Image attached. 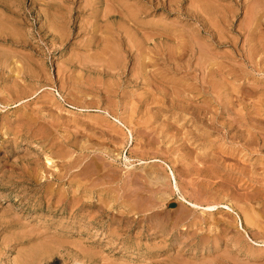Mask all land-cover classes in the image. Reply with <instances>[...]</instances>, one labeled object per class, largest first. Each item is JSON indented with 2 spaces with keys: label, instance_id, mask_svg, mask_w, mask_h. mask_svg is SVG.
<instances>
[{
  "label": "rangeland",
  "instance_id": "rangeland-1",
  "mask_svg": "<svg viewBox=\"0 0 264 264\" xmlns=\"http://www.w3.org/2000/svg\"><path fill=\"white\" fill-rule=\"evenodd\" d=\"M120 1L0 0V264H264V145L238 119L264 101V0Z\"/></svg>",
  "mask_w": 264,
  "mask_h": 264
},
{
  "label": "bare ground",
  "instance_id": "bare-ground-1",
  "mask_svg": "<svg viewBox=\"0 0 264 264\" xmlns=\"http://www.w3.org/2000/svg\"><path fill=\"white\" fill-rule=\"evenodd\" d=\"M116 2H119L120 0H115ZM122 1V0H121ZM120 1V2H121ZM145 1H147V2H150L151 0H145ZM153 1V0H152ZM189 1V0H188ZM191 1V0H190ZM193 1V0H192ZM197 1V3L200 1V0H196ZM256 1H258V0H256ZM89 2H90V0H89ZM154 3L156 2V1H153ZM168 2L169 3H172V2H175V0H168ZM205 2V1H204ZM90 3H92V2H90ZM97 3V2H96ZM124 3V2H123ZM179 3V2H178ZM187 3H189V2H187ZM197 3H195V1H194V4H197ZM253 3V2H252ZM84 4V3H83ZM106 4V3H105ZM108 4V3H107ZM151 4V3H150ZM193 4V5H194ZM200 4H204V3H199V5ZM206 4V8H208L209 7V5H207V3H205ZM261 5H262V3H260ZM125 5H127V4H125ZM154 5V4H153ZM156 5V4H155ZM189 5V4H188ZM192 5V7H194ZM198 5V4H197ZM198 5V6H199ZM255 5H256V3H255ZM258 5V4H257ZM86 6V5H85ZM112 6V5H111ZM132 6V5H131ZM196 6V5H195ZM202 6V5H201ZM260 6V5H259ZM88 7V6H87ZM123 7V6H122ZM125 8H128L129 6H124ZM132 7H134V6H132ZM132 7H131V9L129 10V8H128V11L129 12H126L125 11V14L124 15H120L122 18H120L118 15V18L119 19H122V20H124V21H126L125 23H129V22H132V28L134 29L135 28V26L136 27H141V28H144V25H142L143 23L140 21V23H139V20H138V17L136 16L137 15V11H138V7H139V5L137 6V10L136 9H132ZM192 7L191 8H188V10L189 9H192ZM200 7V6H199ZM204 7V8H205ZM225 7V6H224ZM85 8V7H84ZM89 8V7H88ZM113 8V7H112ZM112 8L110 9V8H108V9H110V10H112ZM195 8H197V7H195ZM203 7L201 8V9H204ZM205 8V9H206ZM258 8V7H257ZM262 8V7H261ZM61 9V8H60ZM105 8H103V10H104ZM139 9H141L142 10V8L140 7ZM145 9V8H144ZM187 8H185V10H186ZM198 9V8H197ZM254 9V8H253ZM259 9V8H258ZM102 10V11H103ZM116 10H117V8H116ZM208 10H209V8H208ZM208 10H207V12H208ZM228 10V9H227ZM199 11V10H198ZM210 11H213V10H211L210 9ZM252 11V10H251ZM107 10L105 11V12H103V15H104V18H110L107 14L109 13V11L107 12ZM112 12V11H111ZM185 12V11H184ZM186 12H187V10H186ZM201 12V11H200ZM199 12V13H200ZM202 12H205L206 13V11H202ZM201 12V13H202ZM260 12H261V10H260ZM259 12V10H258V14L260 13ZM55 13H57V12H55ZM143 13V12H142ZM187 13H189V12H187ZM190 13H191V11H190ZM196 13V12H195ZM110 14V13H109ZM121 14V13H120ZM207 14V13H206ZM209 14H210V12H209ZM216 14V13H215ZM256 14V13H255ZM255 14H253L254 15V18H257V17H255ZM59 15V14H58ZM193 15V14H192ZM205 15V14H204ZM211 15V14H210ZM257 15V14H256ZM123 16H125V18L123 17ZM139 16V15H138ZM195 16V15H194ZM203 16V15H202ZM207 16H208V14H207ZM220 16V15H219ZM103 16H101V18H102ZM204 17V16H203ZM209 17V16H208ZM207 17V18H208ZM211 17V16H210ZM260 17H262V16H260ZM115 18V17H114ZM114 18H113V21H114ZM197 19H199V18H201V17H199L198 18V16L196 17ZM195 18V19H196ZM213 18V17H212ZM212 18H209L210 20H212ZM217 18H218V15H217ZM219 18H221V16L219 17ZM254 18H253V20H254ZM100 19V18H99ZM111 19V18H110ZM109 19V20H110ZM203 19V18H202ZM201 19V20H202ZM209 19H208V21H209ZM252 19V18H251ZM262 19V18H261ZM57 20V19H56ZM101 20H104V19H101ZM112 20V19H111ZM121 20V21H122ZM220 20H222V19H220ZM260 20V19H259ZM121 21H119V22H117V24L118 25H121V24H119V23H121ZM197 21V20H196ZM204 21H206V20H202V22H201V24L204 22ZM216 21V20H215ZM255 21V20H254ZM261 21V20H260ZM262 21H264V20H262ZM200 22V21H199ZM249 22V21H248ZM257 23L254 25V24H251V25H254V27L252 26L251 28H250V30H251V33H250V36H249V40L246 42L245 41V43H248L247 45H248V49H246V54H247V56H246V62H247V64L249 63V64H251L252 62H253V60H254V64H255V66H257V69H259V71L260 70H262L263 69V65H264V37H261V35H260V37H259V35H258V33H263L262 31L264 30L263 28H262V25H264V24H261L260 22L258 23V21H256ZM54 24H56V22H53ZM105 23V22H104ZM207 22H205V24H206ZM217 23V22H216ZM247 23V22H246ZM254 23V22H253ZM60 24V23H59ZM99 24V23H98ZM114 24H115V21H114ZM122 24H123V22H122ZM248 24V23H247ZM58 25V24H57ZM62 25V24H61ZM61 25H58V26H61ZM92 25V24H91ZM91 25H90V28H91ZM163 25V24H162ZM210 25H213L212 23L210 24ZM209 25V26H210ZM52 25H49V27H51ZM104 26H105V24H104ZM123 26V25H122ZM160 26V25H159ZM199 26V25H198ZM208 26V27H209ZM242 26V25H241ZM245 26V25H244ZM248 26V25H247ZM250 26V25H249ZM53 27H56V26H54L53 25ZM106 27H107V25H106ZM117 27V26H116ZM124 27H126L125 25H124ZM205 27H207V26H205ZM89 28V29H90ZM108 28V27H107ZM111 28V26L109 25V28L108 29H110ZM115 28V27H114ZM113 28V29H114ZM119 28V27H118ZM126 28H128V27H126ZM216 28V27H215ZM249 28V27H248ZM52 29H55V28H52ZM81 29V28H80ZM121 29H123L122 27H121ZM130 29H131V27H130ZM167 29V28H166ZM197 29H199V28H197ZM204 29V28H203ZM206 29V28H205ZM210 29V28H209ZM241 29V28H240ZM244 29H245V27H244ZM260 30L258 33L256 32V30ZM50 30H51V28H50ZM97 30V29H96ZM129 30V29H128ZM195 30V29H194ZM246 30V29H245ZM92 31V30H91ZM104 31H105V29H104ZM110 31V36H111V38H113V39H116L117 40V36H114L111 32V29L109 30ZM109 31H107V32H109ZM115 31H116V29H115ZM131 30H129V32H130ZM134 31V30H133ZM207 31H210V30H208L207 29ZM248 31V30H247ZM119 32V31H118ZM196 32V31H195ZM214 32H217L216 31V29H215V31ZM104 33V32H103ZM121 33V32H120ZM119 33V34H120ZM123 33V32H122ZM197 33H199V32H197ZM211 33V32H210ZM220 33V32H219ZM218 33V34H219ZM247 33V32H246ZM115 34V33H114ZM132 34V33H131ZM135 34V33H134ZM133 34V35H134ZM137 34V33H136ZM239 34V33H238ZM249 34V33H248ZM106 36L107 35H109V33L108 34H105ZM116 35V34H115ZM211 35H212V33H211ZM247 35V34H246ZM258 35V36H257ZM109 36V37H110ZM135 36V35H134ZM137 36V35H136ZM216 36H217V34H216ZM219 36V35H218ZM218 36L215 38V39H213V40H216L217 38H218ZM241 36V35H240ZM129 37V36H128ZM189 37H190V35H189ZM213 37H215V36H213ZM220 37H222V35H220L219 36V38ZM239 37V36H238ZM248 37V36H247ZM130 38V37H129ZM128 38V39H129ZM191 38V37H190ZM127 36H126V38H125V35L124 36H122V34H121V37H119L118 38V42L120 43V44H122L124 47H125V49L126 48H129V49H127L125 52L127 53V57L128 56H130L131 57V49L133 48V45H132V42H131V40H129V42H127ZM137 38H135V40H136ZM189 39V38H188ZM220 39H223V37L222 38H220ZM220 39H218V42H219V40ZM106 40V39H105ZM146 40V39H145ZM235 40V39H234ZM246 40H247V38H246ZM115 41V40H114ZM113 41V42H114ZM137 41H138V39H137ZM140 42H141V39L139 40ZM148 41V40H147ZM146 41V43L148 44V42ZM184 41V40H183ZM191 41V40H190ZM145 42V41H144ZM194 42H195V40H194ZM193 42V43H194ZM234 42V41H233ZM112 43V42H111ZM142 43V42H141ZM141 43H139V44H141ZM181 43V42H180ZM190 43H192V42H190ZM196 43V42H195ZM230 43V42H229ZM116 45V44H115ZM119 45V44H118ZM233 45H234V43H233ZM245 46H246V44H244ZM142 46H143V44H142ZM142 46H139V47H142ZM183 46V45H182ZM186 46V45H185ZM108 47H109V45H108ZM116 47H117V45H116ZM144 47V46H143ZM146 47V46H145ZM150 47V46H149ZM138 48V47H137ZM180 48V47H179ZM191 47H189V49H190ZM117 49H119L118 47H117ZM135 49V48H134ZM150 49H151V47H150ZM197 49H198V47H197ZM201 49V48H200ZM206 49V48H205ZM99 50H100V48H99ZM109 50V52H110V48L108 49ZM143 50V49H142ZM147 49H145V51H146ZM195 50H196V48H195ZM240 50V49H239ZM242 50H244V49H242ZM144 51V50H143ZM142 51V52H143ZM143 52V53H149L150 51H147V52ZM178 51V50H177ZM191 51V50H190ZM197 51V50H196ZM108 52V51H107ZM107 52H106V54H107ZM138 52V51H137ZM152 52V51H151ZM176 52V51H175ZM105 53V52H104ZM143 53H141V54H143ZM157 53V52H156ZM180 53H182V51H181V49L179 50V54ZM196 53V52H195ZM200 53V52H199ZM202 53V52H201ZM207 53V52H206ZM237 53H239V52H237ZM95 54V53H94ZM98 54V53H97ZM150 54V53H149ZM176 54H177V52H176ZM197 54H198V52H197ZM240 54H242L241 52H240ZM239 54V55H240ZM100 55V54H99ZM146 55H147V57H146ZM145 56H143L142 58V60L143 61H145L146 59H150V58H148L150 55H148V54H146ZM159 55H160V53H159ZM172 55V54H171ZM180 55H183V54H180ZM193 55V54H192ZM200 55V54H199ZM201 55H203V54H201ZM201 55L199 56V57H201ZM206 55V54H205ZM98 56V55H97ZM108 56V55H107ZM111 56V55H110ZM109 56V57H110ZM118 56V55H117ZM125 56V55H124ZM140 56H142V55H140ZM153 56V55H152ZM152 56H150V57H152ZM179 56V55H178ZM191 56V55H190ZM210 56V55H209ZM96 57V56H95ZM126 57V56H125ZM177 57V56H176ZM180 57V56H179ZM183 57V56H182ZM185 57V56H184ZM189 57V56H188ZM192 57V56H191ZM194 57V56H193ZM206 57V56H205ZM208 57V56H207ZM244 57H245V55H244ZM89 58H92V57H89ZM137 58V57H136ZM156 58H157V56H156ZM167 58V57H166ZM211 58H213V57H211ZM114 59V58H113ZM154 59V58H153ZM163 59V58H162ZM178 60H179V58H177ZM181 59V58H180ZM191 59V58H190ZM198 59V58H197ZM207 59V58H206ZM106 60V59H105ZM116 60V59H115ZM118 60V59H117ZM120 60V59H119ZM141 60V65H145V62H143ZM189 60V59H188ZM188 60H187V62H188ZM196 60V59H195ZM203 59H202V57H201V60H199V61H202ZM205 60V59H204ZM204 60H203V62H204ZM148 61V60H147ZM165 61V60H164ZM199 61H197V62H199ZM208 61V60H207ZM91 62H94V61H91ZM169 62V61H168ZM173 62V61H172ZM196 62V61H195ZM196 62V63H197ZM202 62V63H203ZM218 62V61H217ZM95 63V62H94ZM149 63H150V61H149ZM199 63H201V62H199ZM214 63V62H213ZM220 63V62H219ZM222 63V62H221ZM108 64V63H107ZM137 64V63H136ZM217 64V63H216ZM215 64V65H216ZM224 63H222V65L221 66H224L223 65ZM245 64V63H244ZM111 65H112V61H111ZM138 65V64H137ZM148 64L146 63V66H147ZM177 65V64H176ZM197 65V64H196ZM204 65V64H203ZM108 66V65H107ZM135 66V65H134ZM174 66V65H173ZM199 66V65H198ZM141 67V66H140ZM143 67V66H142ZM197 67V66H196ZM207 67V66H206ZM218 67V66H217ZM228 67V66H227ZM254 67V66H253ZM138 68V67H137ZM144 68V67H143ZM230 68V67H229ZM232 68H233V66H232ZM140 69V68H139ZM138 69V70H139ZM142 69V68H141ZM140 69V70H141ZM145 69V68H144ZM144 69H142L143 71H145ZM205 69V68H204ZM242 69H245V68H242ZM253 69V68H252ZM256 69V68H255ZM119 70V69H118ZM228 70V69H227ZM233 70V69H232ZM235 70V69H234ZM254 70V69H253ZM229 71V70H228ZM230 71H231V68H230ZM247 71V70H246ZM105 72V71H104ZM112 72H114V71H112ZM207 72V71H206ZM232 72V71H231ZM242 72V71H241ZM252 72V71H251ZM263 72V71H262ZM242 73H244V70H243V72ZM246 73V72H245ZM139 74H141V73H139ZM228 74V73H227ZM233 74H235V73H233ZM238 74V73H237ZM236 74V75H237ZM239 74L240 75H242L240 72H239ZM133 75V74H132ZM162 75V74H161ZM207 75V74H206ZM225 75H226V73H225ZM229 75H230V73H229ZM134 77H136V76H134ZM151 77V76H150ZM234 77H236L235 75H234ZM158 78V77H157ZM198 78V77H197ZM209 78V77H208ZM242 78V77H241ZM249 78V77H248ZM135 79V78H134ZM228 79V78H227ZM237 79V78H236ZM243 79V78H242ZM211 80V79H210ZM238 80V79H237ZM246 80V79H245ZM217 81V80H216ZM224 80H222V82H223ZM239 81H240V79H239ZM248 81V80H247ZM250 81V80H249ZM257 81V80H256ZM141 82V81H140ZM208 82V81H207ZM224 84H226V82L224 81ZM252 85V84H251ZM187 86H189V85H187ZM198 86V85H197ZM201 87L198 89V91H199V93L202 95V94H204V93H208V92H211L212 93V91H207V89H206V91H204L205 89H203V88H207L206 86H204L203 84L202 85H200ZM204 86V87H203ZM219 86V85H218ZM87 87V86H86ZM152 87V86H151ZM223 87V86H222ZM209 88V87H208ZM219 88V87H218ZM104 89V88H103ZM188 90H189V88H188ZM191 90V89H190ZM189 90V91H190ZM210 90H212V88L210 89ZM215 92V91H214ZM106 94V93H105ZM149 94V93H148ZM187 94V93H186ZM199 94V95H200ZM253 94V93H252ZM226 95V94H225ZM225 97V96H224ZM227 97V96H226ZM261 99V98H260ZM233 100V99H232ZM232 100H226V102H225V106L223 107V108H225L224 110L226 111V113L224 112V116H228L230 113H234V110H233V105L235 104V103H233V101ZM188 102V101H187ZM217 102V101H216ZM257 102V101H256ZM256 102H253V103H256ZM206 103V102H205ZM208 103V102H207ZM188 104V103H187ZM186 104V105H187ZM239 104V103H238ZM240 104H242V102H240ZM251 104V103H250ZM84 105V104H83ZM189 105V104H188ZM187 105V106H188ZM208 105V104H207ZM223 105H224V103H223ZM243 107H244V113L243 114H239V120H243V119H247V118H251V120L252 121H250V119H249V121H247V122H249V123H251V124H249L250 126H247V127H250V128H252L253 130H252V132H249V130H251V129H249L248 130V132L249 133H251V134H249V136L250 137H248L249 139H248V141L246 140V145L248 144H250V145H259L260 147L261 146H263L264 145V136H262L261 134H260V132L262 133V130H260V127H261V125H262V123H264V122H260V121H262V120H260L259 118H257V120H258V122H260V124L259 123H257L258 125H260V127L259 126H256V127H258L259 128V131H257V129L258 128H256V129H254V125L253 124H256L255 123V121H257L256 120V117H257V115H261V114H264V101H262V100H259V102H257V105L258 106H255L254 107V105H250V106H248V105H246L244 102H243ZM256 105V104H255ZM210 106V105H209ZM242 107V106H241ZM187 108H191L190 106H188ZM199 108H201V107H199ZM195 109L194 108V110H193V112L196 110L198 113V116L200 115V113H201V109ZM192 109V108H191ZM257 109V110H256ZM199 110V111H198ZM240 110V109H239ZM254 110V111H253ZM255 110H256V112H255ZM255 113V114H254ZM256 115V117H254ZM198 116H196V114H195V116L194 117H198ZM207 116V115H206ZM200 117V116H199ZM258 117H261V116H258ZM197 119V118H196ZM206 119V118H205ZM211 119V118H210ZM214 119V118H213ZM212 119V120H213ZM246 119L244 120V121H246ZM253 119H255V120H253ZM207 120V119H206ZM248 120V119H247ZM208 122H209V119L207 120ZM214 121V120H213ZM237 121V120H236ZM254 121V122H253ZM212 122V121H211ZM210 122V123H211ZM240 122V121H239ZM128 123V122H127ZM206 123V122H205ZM244 122H241L240 124H235L234 123V121L232 122V121H230L229 119L228 120H226V122H225V124L226 125H224L225 126V128H227V131H231V130H233L234 132V135H239V133L241 132L240 131V127H243L244 126V128H245V124H243ZM246 123V122H245ZM208 124V123H207ZM206 124V125H207ZM248 124V123H247ZM256 124V125H257ZM205 125V126H206ZM223 125V124H222ZM208 127H210L211 126V124H209V125H207ZM246 127V128H247ZM248 129V128H247ZM244 132V131H243ZM231 133V132H230ZM242 133V132H241ZM224 135V134H223ZM246 135V134H245ZM264 135V134H263ZM247 136V135H246ZM262 136V137H261ZM182 137V136H181ZM247 138V137H246ZM141 140V139H140ZM252 143V144H251ZM246 148V147H245ZM248 148V147H247ZM248 150H249V148H248ZM258 150V149H257ZM252 151V150H251ZM224 155V154H223ZM238 155H239V153H238ZM252 155V154H251ZM220 157V156H219ZM223 158V157H222ZM48 159V158H47ZM48 161V160H47ZM46 161V162H47ZM50 161V160H49ZM48 161V162H49ZM245 162V161H244ZM261 164V163H260ZM259 164V165H260ZM254 166V165H253ZM263 166H264V164H263ZM240 169H243V168H240ZM240 171V170H239ZM263 171V170H262ZM244 173V172H243ZM242 173V174H243ZM132 177V176H131ZM258 177H260V176H258ZM128 179V178H127ZM164 179V178H163ZM136 180V179H135ZM254 181H256V179L254 180ZM258 181V180H257ZM251 182H253V181H251ZM260 182V181H259ZM258 182V183H259ZM140 183V182H139ZM261 183V182H260ZM256 184V183H255ZM126 187V186H125ZM246 194V193H245ZM122 196V195H121ZM182 196V195H181ZM241 196V195H240ZM249 195H247V197H248ZM233 197V196H232ZM243 197V196H242ZM250 197V196H249ZM256 198V197H255ZM243 199V198H242ZM249 199V198H248ZM162 200V199H161ZM183 200H185L184 199V197H183ZM247 200V199H246ZM188 203L189 204H191L192 206H198L197 204H196V202L195 203H193V202H189L188 201ZM217 206L216 205H209V204H207V206H205V210H208V211H212V210H214L215 208H216ZM226 207V209H228V208H230L229 206H225ZM243 207H245V206H243ZM237 208V207H236ZM241 209V212L243 213L242 214V217H243V222L245 223L244 225H248V224H250V222H252L251 221V219H250V216H249V214H247L246 213V210L245 209H243V208H240ZM249 209V208H248ZM228 211H232V209H228ZM181 213V212H180ZM258 216V215H257ZM253 217V216H252ZM197 220V219H196ZM253 220V219H252ZM258 222V221H257ZM254 223V222H253ZM256 223V222H255ZM259 225L261 224V223H258ZM256 226H257V223L255 224ZM254 225V226H255ZM262 228V227H261ZM240 229L244 232V234H245V236H246V238H248L250 241H253L254 242V240H253V238L249 235V233H248V231H247V229L245 228V226H243L242 225V223H241V225H240ZM240 230V231H241ZM260 230V229H259ZM247 239V240H248Z\"/></svg>",
  "mask_w": 264,
  "mask_h": 264
}]
</instances>
